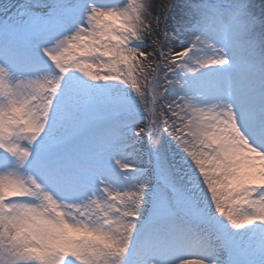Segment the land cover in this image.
<instances>
[{"label":"snow or ice","instance_id":"1","mask_svg":"<svg viewBox=\"0 0 264 264\" xmlns=\"http://www.w3.org/2000/svg\"><path fill=\"white\" fill-rule=\"evenodd\" d=\"M0 264H264V0H0Z\"/></svg>","mask_w":264,"mask_h":264}]
</instances>
